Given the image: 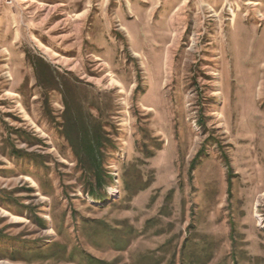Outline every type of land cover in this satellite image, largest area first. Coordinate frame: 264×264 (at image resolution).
<instances>
[{
	"label": "rangeland",
	"instance_id": "1",
	"mask_svg": "<svg viewBox=\"0 0 264 264\" xmlns=\"http://www.w3.org/2000/svg\"><path fill=\"white\" fill-rule=\"evenodd\" d=\"M0 264H264V0H0Z\"/></svg>",
	"mask_w": 264,
	"mask_h": 264
},
{
	"label": "trees",
	"instance_id": "2",
	"mask_svg": "<svg viewBox=\"0 0 264 264\" xmlns=\"http://www.w3.org/2000/svg\"><path fill=\"white\" fill-rule=\"evenodd\" d=\"M88 122V121H87ZM97 122L96 121H94V120H92V118H91V123L90 124H87L86 126H93V127H95V126H97L98 124H96ZM84 126H85V124H84ZM90 126V127H91ZM96 128V130H95V134H94V140H92L91 142L88 140H86V138L87 137H89L90 136V133H88L87 131L86 132H84V136H85V138H84V141L83 142H81L82 143V146H81V150H89L90 149V147L89 146H86V144L87 145H89V143H92L93 142V146L95 147V144L97 145L98 144V142L97 141H99L100 142V140H101V138H102V135H101V130H100V127L99 126H97V127H95ZM93 135V134H92ZM98 146V145H97ZM89 147V148H88ZM97 148H99V147H97ZM88 152V151H87ZM90 195L91 196H93V197H95V198H97V197H99L98 195L99 194H97V191L96 190H94V189H92L91 191H90Z\"/></svg>",
	"mask_w": 264,
	"mask_h": 264
}]
</instances>
